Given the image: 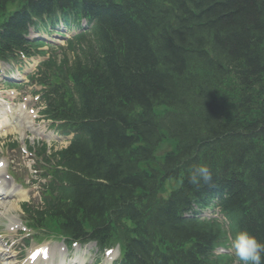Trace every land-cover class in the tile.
I'll list each match as a JSON object with an SVG mask.
<instances>
[{
    "label": "trees",
    "instance_id": "trees-1",
    "mask_svg": "<svg viewBox=\"0 0 264 264\" xmlns=\"http://www.w3.org/2000/svg\"><path fill=\"white\" fill-rule=\"evenodd\" d=\"M6 1L0 0V8ZM84 1L86 14L98 15L107 33L99 34L107 39L106 57L94 65L78 59L66 71L60 68L65 62L50 68L64 76V84L71 74L81 79L79 85H89L86 104L77 114L90 123L93 140L88 149L77 144L61 154L73 187L74 173L83 176L67 206L43 213L40 227L53 229L61 219L64 229L82 237L84 223L98 236L107 235L112 225L119 232L117 224L126 222L141 227L136 234L143 241L148 237L145 225L160 242L157 248L135 242L150 264H206L217 231L179 221L186 197L200 189L188 177L167 203L160 201L158 177H148L126 155L131 147L127 130L138 134L128 120L138 110L144 112L139 119H145V111L163 106L162 121L174 138L194 146L186 156L198 162L207 153L200 143H218L224 164L202 182L201 191L228 190V203L239 205L246 216L243 229L264 243V0H155L153 6L149 3L152 12L148 0H125L124 5ZM26 20L25 14L12 19L0 41L15 40ZM74 91L80 94L77 87ZM202 91L206 93L199 95ZM167 162L169 176L184 171L181 157Z\"/></svg>",
    "mask_w": 264,
    "mask_h": 264
},
{
    "label": "rangeland",
    "instance_id": "rangeland-1",
    "mask_svg": "<svg viewBox=\"0 0 264 264\" xmlns=\"http://www.w3.org/2000/svg\"><path fill=\"white\" fill-rule=\"evenodd\" d=\"M148 6L150 5L149 3L147 4ZM149 12H152L149 10ZM11 135H14V137H12L11 140H7V144L9 142H13L17 139H19L16 134H19V128L16 129H11L10 130ZM32 139V137H30V140ZM3 141L0 140V146L1 143ZM62 144V143H60ZM31 161L25 163V167H28L30 165ZM32 166V165H31ZM30 166V167H31ZM29 167V169H30ZM14 209H10V207H8L6 210L4 211H0V233H4L6 234V237H8L7 239L3 240L5 243V247L4 249L7 250L10 253V255H12L13 257L17 256L19 262L23 263V262H27L28 258H29V254L31 253V251L37 247L39 248H43V246L48 245V247L51 249L54 246H60L61 243L58 242H50L48 244H37V243H33L31 247L26 248L25 244L22 242L23 239L26 238V236H23L21 234H18V231L20 229V231L24 230V227L22 226V220H21V214L19 213L20 210L18 209V207L16 205H13ZM8 211L6 214H4V212ZM22 233V232H21ZM2 241V242H3ZM14 248V250H13Z\"/></svg>",
    "mask_w": 264,
    "mask_h": 264
},
{
    "label": "clouds",
    "instance_id": "clouds-1",
    "mask_svg": "<svg viewBox=\"0 0 264 264\" xmlns=\"http://www.w3.org/2000/svg\"><path fill=\"white\" fill-rule=\"evenodd\" d=\"M200 180L209 182L211 172L207 166H197L190 175V182L194 185ZM231 250L236 258V264H264L262 254H264V243L250 235L247 231L238 232L231 241Z\"/></svg>",
    "mask_w": 264,
    "mask_h": 264
},
{
    "label": "bare ground",
    "instance_id": "bare-ground-1",
    "mask_svg": "<svg viewBox=\"0 0 264 264\" xmlns=\"http://www.w3.org/2000/svg\"><path fill=\"white\" fill-rule=\"evenodd\" d=\"M145 1H146V0H145ZM153 1H155V0H148V3H150V4L153 6V4H152ZM193 1H194V0H192V2H193ZM149 10L151 11V6H149ZM0 192H1L3 195L5 194V196H6L7 194H9L8 191H6L5 189H2V185H0ZM0 197H1V196H0ZM8 206H9V203H6L5 201H3V203L0 204V211H4V210H6ZM61 251H64V249H62ZM1 256L4 258L6 255H5V254H1Z\"/></svg>",
    "mask_w": 264,
    "mask_h": 264
}]
</instances>
